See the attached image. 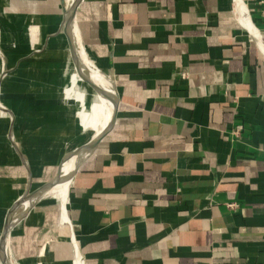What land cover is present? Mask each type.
Here are the masks:
<instances>
[{
  "label": "crops",
  "instance_id": "crops-1",
  "mask_svg": "<svg viewBox=\"0 0 264 264\" xmlns=\"http://www.w3.org/2000/svg\"><path fill=\"white\" fill-rule=\"evenodd\" d=\"M245 2L250 31L234 0H81L79 40L114 79L115 118L65 210L45 193L11 226L13 264H71L77 250L83 264H264V0ZM45 62L92 136L102 110L67 34ZM20 88L8 80L0 100V234L69 149L31 147L47 116Z\"/></svg>",
  "mask_w": 264,
  "mask_h": 264
},
{
  "label": "rangeland",
  "instance_id": "rangeland-1",
  "mask_svg": "<svg viewBox=\"0 0 264 264\" xmlns=\"http://www.w3.org/2000/svg\"><path fill=\"white\" fill-rule=\"evenodd\" d=\"M3 11L5 15L0 28V48L11 62L40 46L45 34L61 18L59 0H9ZM31 26L36 29L35 39H32L34 33L33 29L31 32ZM48 55L49 51L44 50L27 56L17 67L11 68L0 80V100L10 106L5 101L3 90L8 80L16 79L21 85L23 96H27V105L32 107L31 110L27 109L36 114L45 112L47 116V122L41 128V136H31V147L37 145L45 158H52L65 147L71 149L89 139L92 129L81 128L75 108H67L63 97L58 95L57 87L50 82L52 72L45 62ZM2 59L0 54V68ZM89 74L91 76L90 71Z\"/></svg>",
  "mask_w": 264,
  "mask_h": 264
},
{
  "label": "bare ground",
  "instance_id": "bare-ground-1",
  "mask_svg": "<svg viewBox=\"0 0 264 264\" xmlns=\"http://www.w3.org/2000/svg\"><path fill=\"white\" fill-rule=\"evenodd\" d=\"M74 1L75 0H64V5L67 7H71ZM233 4H234V9L236 10V14L238 15L240 21L246 27H251L248 13L246 11L243 0H234ZM256 34H258L257 31ZM67 35L69 39V45L71 47V50L75 58L80 62V64L81 63L85 64L87 68L90 70L91 75L93 76V80L96 87L97 100L100 103L102 110V119L100 126L95 131V133L89 139H87L89 140L87 142H90L93 138H96L102 133H104L109 128V126L111 125L114 119L113 114H114L115 100L117 98L116 88L114 85L112 75L106 70H104L101 66H99L98 63H96V61L94 60L88 49H86V47H84V45L80 42L75 20L69 22ZM85 151L86 149L84 147H80L76 150H72L69 154H67L61 161L59 168V175L55 183L45 191V193H50L58 198L63 210H65V202L67 198L68 186L71 177L73 175V172L76 168L78 161L86 153ZM32 197L33 194L28 196H22V198L19 200V203L27 206L29 201H31ZM12 210L13 208L10 209L5 219L6 226H8V223H11L15 218L16 214L12 212ZM1 245H2L1 257L3 259L4 264H13L9 252V244L7 242L6 234L3 235V238H1ZM77 262H79L78 259Z\"/></svg>",
  "mask_w": 264,
  "mask_h": 264
},
{
  "label": "water",
  "instance_id": "water-1",
  "mask_svg": "<svg viewBox=\"0 0 264 264\" xmlns=\"http://www.w3.org/2000/svg\"><path fill=\"white\" fill-rule=\"evenodd\" d=\"M60 1V5H61V9H62V14H61V18L58 22V24L56 25V27L49 31L44 37L43 39L41 40V44L40 46L38 47H35L33 48L32 50H30L29 52H27L26 54H23L21 56H18L13 62L9 61L7 56L5 55V53L3 52V50L0 48V54L2 55V58H3V62H2V65H1V68H0V80L1 78L13 67L15 66L16 64H18L19 62H21V60L27 58V56H31L33 54H36V53H40L42 51H50L52 49V46L54 45V42L60 37V34H67L68 32V24L69 22H71L72 20H75L77 22V8H78V5L79 3L81 2V0H75L74 3L72 4L71 7H67L64 5V0H59ZM8 2L9 0H0V28L4 22V8L5 6L7 7L8 6ZM245 2V0H244ZM7 3V4H6ZM246 4V2H245ZM246 7H247V10H248V13L250 14L249 12V9H248V6L246 4ZM251 16V15H250ZM248 31H250L247 27H245ZM114 81V79H113ZM115 85V83H114ZM117 91V90H116ZM117 95V93H116ZM117 97V96H116ZM0 105H1V102H0ZM2 106V105H1ZM116 106H117V98L115 100V107H114V114H113V118H115V114H116ZM3 108L7 109L8 107H5L3 105ZM8 110V109H7ZM104 133H102L101 135H99L98 137L96 138H93L90 142H87L89 140H85L83 142H80L78 143L76 146H74L73 148L71 149H68L61 157V159L59 160V163H58V167H57V171L56 173L52 176L51 179L45 181L41 186H39L38 188H36L34 191L30 192V193H27V196L28 195H32L33 194V197L31 199V201H29L28 205L25 206V207H22V209H20L19 211H17L15 214V218L14 220L11 222V223H8V226H6V222L3 224V227H2V231H1V235H0V263L1 264H4L3 262V259L1 257L2 255V251H1V238H3V235L6 234L7 236V242L9 240V232H10V228L11 226L17 221L19 220L22 215L25 213V211L27 210V208L32 204V202L37 198L39 197L40 195H43L45 194V191L50 187L52 186L58 175H59V168H60V164H61V161L62 159L67 155L69 154L72 150H76L80 147H84L86 149V153L87 154L93 147L94 145L98 142V140L102 137V135H104ZM84 154V155H85ZM83 155V156H84ZM82 156V158H83ZM81 158V159H82ZM80 161V160H79ZM78 161V162H79ZM18 201V200H17ZM9 212V211H8ZM7 212V214H8Z\"/></svg>",
  "mask_w": 264,
  "mask_h": 264
},
{
  "label": "built area",
  "instance_id": "built-area-1",
  "mask_svg": "<svg viewBox=\"0 0 264 264\" xmlns=\"http://www.w3.org/2000/svg\"><path fill=\"white\" fill-rule=\"evenodd\" d=\"M261 13L264 15V5H263V7L261 9ZM181 75H183V76L187 75V71L182 70L181 71ZM234 130L237 131V128H235ZM226 203L231 206V205H233L235 203V201H231L230 200V201H227ZM76 258L78 259L79 262H75ZM71 264H83L82 254L78 250H77V253H76L75 257H73L71 259Z\"/></svg>",
  "mask_w": 264,
  "mask_h": 264
}]
</instances>
